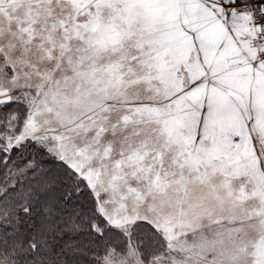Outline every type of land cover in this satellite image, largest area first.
<instances>
[{"label": "snow or ice", "instance_id": "snow-or-ice-1", "mask_svg": "<svg viewBox=\"0 0 264 264\" xmlns=\"http://www.w3.org/2000/svg\"><path fill=\"white\" fill-rule=\"evenodd\" d=\"M0 264H264V0H0Z\"/></svg>", "mask_w": 264, "mask_h": 264}]
</instances>
